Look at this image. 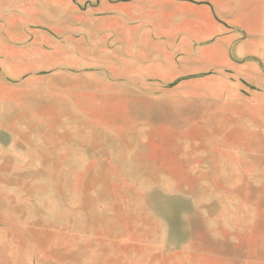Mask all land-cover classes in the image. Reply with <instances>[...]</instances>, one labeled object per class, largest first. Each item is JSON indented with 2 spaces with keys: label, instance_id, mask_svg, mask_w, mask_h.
<instances>
[{
  "label": "rangeland",
  "instance_id": "1",
  "mask_svg": "<svg viewBox=\"0 0 264 264\" xmlns=\"http://www.w3.org/2000/svg\"><path fill=\"white\" fill-rule=\"evenodd\" d=\"M205 9L263 30L264 0H0V264H264V54L126 50Z\"/></svg>",
  "mask_w": 264,
  "mask_h": 264
},
{
  "label": "crops",
  "instance_id": "2",
  "mask_svg": "<svg viewBox=\"0 0 264 264\" xmlns=\"http://www.w3.org/2000/svg\"><path fill=\"white\" fill-rule=\"evenodd\" d=\"M203 13L205 17L203 26L198 32H191L192 36L188 32L181 31L178 34L180 36L179 41L174 39L175 37L166 36L165 38L163 37V39L159 38L156 42L153 41L149 44L141 46L137 44L136 46L126 47V50H130L129 53H127L129 58L136 67L140 65L146 67L152 66L155 68L161 66V71H163V73L170 74L176 72L178 68L185 66L187 64L186 58L197 56L196 52H201L202 55L204 53H212L219 59L217 62L218 64L222 63L221 60L227 59L229 49L231 50L232 47L236 55L240 57L244 55L264 54V52H262V50H264V17H262L259 23L263 30L251 31V21L247 18L249 15L244 14L243 16L240 12H237L236 15L233 13L231 15L232 18L234 16L237 18L232 22V26L235 29L227 32L225 31L226 27L224 24L214 19L213 13L208 12L206 9ZM193 33H199L197 35L200 37L198 36L197 38H216L214 42L215 45L204 51L196 50L193 42L196 41L197 38L193 36ZM241 35H247V37L241 40ZM162 41L164 42L162 43ZM184 42L187 43V47H185Z\"/></svg>",
  "mask_w": 264,
  "mask_h": 264
}]
</instances>
